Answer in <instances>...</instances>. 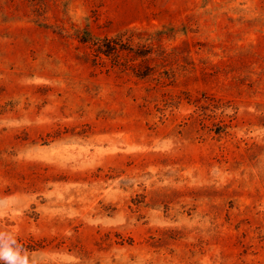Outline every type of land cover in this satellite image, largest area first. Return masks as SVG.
<instances>
[{"label":"rangeland","instance_id":"rangeland-1","mask_svg":"<svg viewBox=\"0 0 264 264\" xmlns=\"http://www.w3.org/2000/svg\"><path fill=\"white\" fill-rule=\"evenodd\" d=\"M0 264H264V0H0Z\"/></svg>","mask_w":264,"mask_h":264},{"label":"clouds","instance_id":"clouds-1","mask_svg":"<svg viewBox=\"0 0 264 264\" xmlns=\"http://www.w3.org/2000/svg\"><path fill=\"white\" fill-rule=\"evenodd\" d=\"M5 255H9V254L6 253Z\"/></svg>","mask_w":264,"mask_h":264}]
</instances>
